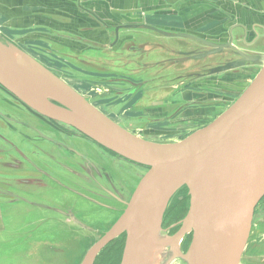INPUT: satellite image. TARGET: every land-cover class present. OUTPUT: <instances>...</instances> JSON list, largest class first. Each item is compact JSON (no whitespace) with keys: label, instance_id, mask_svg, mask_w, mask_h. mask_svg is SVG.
Here are the masks:
<instances>
[{"label":"flooded vegetation","instance_id":"flooded-vegetation-1","mask_svg":"<svg viewBox=\"0 0 264 264\" xmlns=\"http://www.w3.org/2000/svg\"><path fill=\"white\" fill-rule=\"evenodd\" d=\"M147 29H159L168 36L177 31L200 35L215 44L230 41L223 36L226 32L218 28L193 31L144 24L136 31ZM141 35L130 33L124 41L118 40L114 44L113 47L118 48L116 52L106 50L105 54L92 57L62 52L68 46L60 38L35 43L20 38L19 42L26 46L5 38L116 124L137 137L156 143L184 140L202 129L203 122L215 120L228 104V97L236 91L233 84L238 81L240 84L241 77L246 79L251 74L250 67L237 70L239 73L231 74L233 76L228 73L208 74L209 66L215 65L203 64L195 56L211 48L186 37L177 43L161 46L169 52L178 48V56L172 52L157 62L136 61V56L147 54L150 47L156 45L150 36ZM186 53L191 56H185ZM56 54L59 56L53 60L51 57ZM178 57L183 60L176 59ZM224 58L226 56L216 64L223 65ZM164 61L172 64L168 75L181 65L169 79V85L155 83L162 79L159 67ZM93 65L98 66L96 70L90 69ZM73 75L77 76L76 79L83 77L85 81L86 76L91 77L90 80L102 88L100 91H104L101 92V101L93 102L96 97L86 94V84H79ZM149 83H154L152 88H146ZM167 91H171L170 98H166ZM147 170L99 145L75 128L41 115L0 85V206L8 209L21 206L18 216L22 221L26 219L24 228L28 235L73 236L80 241L78 254L74 248L67 250L47 244L56 253V261L47 264H83L90 248L121 218ZM187 196V192H182L174 199L177 204L186 202L177 220L170 223L168 217L163 223L164 231L170 236L179 230L175 227L181 221L179 216L184 217L187 213ZM0 217L3 218L1 210ZM125 240L126 234L107 244L94 264L99 263L103 252L104 258L113 254L116 259L113 264H121ZM190 241V237L184 241L188 243L185 252ZM57 244L62 243L58 241ZM59 256L63 260L59 261Z\"/></svg>","mask_w":264,"mask_h":264},{"label":"water","instance_id":"water-1","mask_svg":"<svg viewBox=\"0 0 264 264\" xmlns=\"http://www.w3.org/2000/svg\"><path fill=\"white\" fill-rule=\"evenodd\" d=\"M256 25L253 30L242 24L223 29L230 41L221 44L181 31L172 35L211 48L199 55L191 52L201 63L215 65L209 66L208 74L235 75L243 67L261 69L215 120L169 144L146 141L128 132L0 35V85L41 115L75 128L148 169L121 218L90 248L83 264H94L102 249L124 234L121 264H147L151 242L155 246V239L161 233L166 235L165 217L182 192L190 197L187 213L175 225L179 230L163 239L161 248L172 251L189 237L191 241L182 257L174 255L168 261L240 264L256 208L264 199V26ZM154 31L168 36L162 30ZM251 44L258 49L252 51ZM11 50L16 56L10 57ZM224 56L225 63L216 64Z\"/></svg>","mask_w":264,"mask_h":264},{"label":"crops","instance_id":"crops-1","mask_svg":"<svg viewBox=\"0 0 264 264\" xmlns=\"http://www.w3.org/2000/svg\"><path fill=\"white\" fill-rule=\"evenodd\" d=\"M0 22L27 42L60 38L68 46L62 52L97 56L116 52L114 44L144 24L193 31L242 24L253 30L264 26V0H0Z\"/></svg>","mask_w":264,"mask_h":264},{"label":"rangeland","instance_id":"rangeland-1","mask_svg":"<svg viewBox=\"0 0 264 264\" xmlns=\"http://www.w3.org/2000/svg\"><path fill=\"white\" fill-rule=\"evenodd\" d=\"M171 17H174L173 15ZM156 29L150 30L148 33L147 31H132L133 36H137L141 34L150 36L156 43L155 46L150 47L149 51H147L145 55L139 54V56H136V61L143 59L144 61H154L157 62L160 58L164 59L165 56L171 55L173 52L174 56H178V48H173L174 51L170 52L166 49H163L162 45H171L174 43H177L181 38L179 36H165V35H159L156 34L154 31ZM0 34L9 36V38L14 39L18 41L23 46H26L24 42H19L21 37L18 33V30L12 29L9 27H6V24L4 22H0ZM22 38V37H21ZM25 39V42H27L28 37H23ZM23 43V44H22ZM171 47V46H170ZM172 48V47H171ZM26 52L28 50L24 49ZM21 50V49H20ZM30 52V51H29ZM32 53V52H30ZM98 54V53H96ZM99 54H105V53H99ZM59 54H56L52 56L51 58L54 60L56 57H58ZM79 57H82V55H78ZM50 57V56H49ZM87 57H92L91 55H87ZM181 57V56H180ZM178 60H183L182 58H176ZM53 60L51 62H53ZM62 63H60L61 65ZM172 64L165 62H160L159 67L160 75H162V79L159 81H155L156 84L159 85H169V79L174 77L175 70L177 68H180L178 66L172 75H168V72L172 69ZM98 66L93 65L90 69L96 70ZM251 68V74L246 77V79L242 78V81L240 84L234 83L233 86H235V92H242L249 82L253 79V77L257 74V72L261 69V66H255L250 67ZM167 71H164V70ZM140 73H142L140 71ZM177 74H182L181 72H177ZM77 76H74L72 78L76 79ZM91 77L86 76V81L82 78H77V82L79 84H86V94L88 93L91 97H96V99H92L93 102L101 101L100 98L102 96L100 91L102 88L96 84V82H93L90 80ZM92 83H95L96 85H92ZM243 84V85H242ZM154 83H149L146 88H152ZM242 85V87H241ZM92 88H91V87ZM233 92L228 97V104H225V108L231 106L236 99L238 98V93ZM171 91H167L166 98H170ZM104 100V99H103ZM108 100V99H107ZM222 105V103H221ZM223 106V105H222ZM223 109V110H224ZM221 109V113L223 112ZM213 119H211L210 122H212ZM210 122L205 121L202 123V128L210 124ZM179 141V140H178ZM177 140L170 141H164V143H176ZM186 200V199H185ZM187 203H189V200H186ZM21 206H13L11 208H5L3 205L0 206L1 213L3 214V218L0 219V264H47V262L53 261L55 262L56 253L55 249H50L46 245L53 244L56 246H60V248H64L69 250L70 248H74L75 253L78 254L80 250V241L73 237V236H36V235H28L25 232V221L26 219H23V221L19 218L18 214L20 213ZM22 208V212H23ZM178 211V209L175 210V212ZM169 219H173L172 216H169L167 214V217ZM1 218V217H0ZM179 218H182V215L179 216ZM183 219V218H182ZM170 221V220H169ZM175 221V220H174ZM172 221V222H174ZM170 222V223H172ZM24 231V232H23ZM44 240V242H42ZM60 241L62 244H57V242ZM69 245V246H68ZM186 247H188V243L185 244ZM184 247V249L186 248ZM104 252L100 256V261L98 264H101L104 260ZM108 255V253H106ZM103 255V256H102ZM58 260H63L62 257H58ZM103 264V263H102ZM240 264H264V200H262L257 208L256 213L254 217V222L252 225V230L250 234V247L247 249L245 248L244 253L242 255V259L240 261Z\"/></svg>","mask_w":264,"mask_h":264},{"label":"bare ground","instance_id":"bare-ground-1","mask_svg":"<svg viewBox=\"0 0 264 264\" xmlns=\"http://www.w3.org/2000/svg\"><path fill=\"white\" fill-rule=\"evenodd\" d=\"M224 43H226V42H224ZM9 55H10V57H13V56H16V53L11 50V51H9ZM186 199H188L190 201L189 196H187ZM166 217H167V215H166ZM166 217H165V219H166ZM161 234H162V236L159 235L155 239V241H156L155 246L152 245V243H154V242H151L150 248L152 251L149 254L147 264H157L160 261H163L166 264L167 263L168 264H191L190 261L188 262L187 260H184V259H176V260L173 259V261L172 260L168 261L169 258L174 256V255H178V257H182V254L186 253L184 247H186L185 244H187V243H183V245L182 244L178 245V247H175L172 251H167L166 249L161 248V244H162L163 239L164 238L166 239V235H168V234H167V232H166V235H165V233H161ZM158 244H159V246H158Z\"/></svg>","mask_w":264,"mask_h":264},{"label":"trees","instance_id":"trees-1","mask_svg":"<svg viewBox=\"0 0 264 264\" xmlns=\"http://www.w3.org/2000/svg\"><path fill=\"white\" fill-rule=\"evenodd\" d=\"M264 200V199H263ZM178 202V201H177ZM177 202H173L172 206L170 207L168 214L169 216H172L173 219H169L170 222L172 221H176L177 216L179 215V213L182 211V207H184L186 205V202L182 203L181 201L177 204ZM181 203V204H180ZM178 209V211L175 212V210ZM173 210V211H172ZM187 211V209H186ZM183 217V215H182ZM182 218H178V220H181ZM116 261V259L114 258V255H108L106 258H104V262L103 264H113V262ZM102 264V263H101Z\"/></svg>","mask_w":264,"mask_h":264}]
</instances>
